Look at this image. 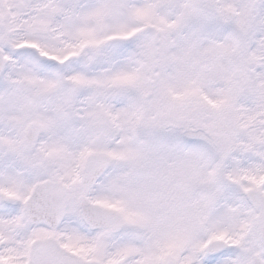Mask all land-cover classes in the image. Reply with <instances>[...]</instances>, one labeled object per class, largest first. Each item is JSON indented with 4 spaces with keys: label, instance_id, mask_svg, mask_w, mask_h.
<instances>
[{
    "label": "snow or ice",
    "instance_id": "1",
    "mask_svg": "<svg viewBox=\"0 0 264 264\" xmlns=\"http://www.w3.org/2000/svg\"><path fill=\"white\" fill-rule=\"evenodd\" d=\"M0 264H264V0H0Z\"/></svg>",
    "mask_w": 264,
    "mask_h": 264
}]
</instances>
